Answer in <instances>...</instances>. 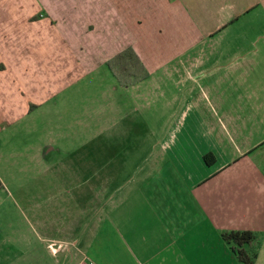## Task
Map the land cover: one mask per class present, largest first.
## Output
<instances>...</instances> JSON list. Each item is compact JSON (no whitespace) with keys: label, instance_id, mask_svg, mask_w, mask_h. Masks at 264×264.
Returning a JSON list of instances; mask_svg holds the SVG:
<instances>
[{"label":"crops","instance_id":"obj_1","mask_svg":"<svg viewBox=\"0 0 264 264\" xmlns=\"http://www.w3.org/2000/svg\"><path fill=\"white\" fill-rule=\"evenodd\" d=\"M243 17L259 52L264 0H0V132L14 133L46 101L107 66L116 44L135 43L143 56L164 28L190 23L204 43L222 42ZM254 89L264 96V86ZM234 118L231 130L214 108L188 104L122 184L127 166L113 147L125 135L110 133L105 147L80 153L81 164L70 167L63 199L42 202L58 205L57 217L48 224L45 216L37 235L45 245L46 233L62 237L52 240L64 254L59 264H242L224 236L249 232L262 240L256 264H264V130L255 135L264 99Z\"/></svg>","mask_w":264,"mask_h":264},{"label":"rangeland","instance_id":"obj_2","mask_svg":"<svg viewBox=\"0 0 264 264\" xmlns=\"http://www.w3.org/2000/svg\"><path fill=\"white\" fill-rule=\"evenodd\" d=\"M242 21L220 36L222 42L204 43L197 37L202 28L190 23L177 31L164 28L159 42L150 44L143 56L135 43L126 41L120 49L116 44L114 57L133 48L144 65L145 74L136 70L137 83L121 85L104 65L46 101L27 123L16 125L14 133L7 128L0 132V264H59L64 254L52 240L62 237L46 233L45 245L44 236L37 235L43 232L45 216L48 224L56 223L58 205L42 202L47 197L63 199L70 189L64 176L74 181L72 168L81 164L80 153L105 147L110 133L125 135L113 147L127 166L122 184L130 175L133 179L136 166L153 152L155 135L172 131V119L188 104L204 113L214 108L235 130L230 124L234 117L246 116L264 99L254 89L264 86V44L256 52L250 17ZM119 30L116 40L121 38ZM171 33L177 44L168 42ZM192 40L198 42L190 45ZM130 63L133 72L138 66ZM120 76L125 83L131 81L129 75ZM239 126L246 127L247 136L255 133L252 124ZM263 130L259 125L255 135ZM66 167L71 170L65 172Z\"/></svg>","mask_w":264,"mask_h":264},{"label":"trees","instance_id":"obj_3","mask_svg":"<svg viewBox=\"0 0 264 264\" xmlns=\"http://www.w3.org/2000/svg\"><path fill=\"white\" fill-rule=\"evenodd\" d=\"M132 60L135 62V66L137 64L138 68L135 71H131L132 65L130 62ZM108 68L112 71L116 79L121 85H129L131 83H137V76L139 73H136V70L145 74L144 65L141 63L138 54L135 52L133 48H127L116 57L107 62ZM129 75L131 77V81L129 83H125L121 78V75ZM147 76H144L140 79L141 82ZM205 161L208 165H213L216 162V157L213 154H208L205 156ZM3 187L2 182L0 181V189ZM224 238L226 241L233 245L232 250L237 258L240 260L242 264H256L257 261V250L262 245V240L256 243L257 236L249 233H229L225 234Z\"/></svg>","mask_w":264,"mask_h":264}]
</instances>
